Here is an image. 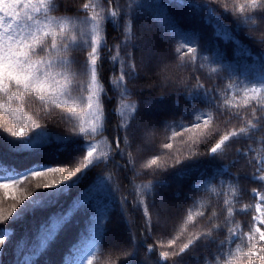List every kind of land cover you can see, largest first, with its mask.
Returning <instances> with one entry per match:
<instances>
[{
    "label": "trees",
    "instance_id": "1",
    "mask_svg": "<svg viewBox=\"0 0 264 264\" xmlns=\"http://www.w3.org/2000/svg\"><path fill=\"white\" fill-rule=\"evenodd\" d=\"M32 3L58 91L0 93V264H264V0Z\"/></svg>",
    "mask_w": 264,
    "mask_h": 264
},
{
    "label": "snow or ice",
    "instance_id": "2",
    "mask_svg": "<svg viewBox=\"0 0 264 264\" xmlns=\"http://www.w3.org/2000/svg\"><path fill=\"white\" fill-rule=\"evenodd\" d=\"M40 5L44 3V0H39ZM255 4L256 0H252ZM23 10V11H22ZM38 4L32 3V0H0V93L5 94L8 99H12L13 96H21V90L25 92H35L41 96L45 93H49V96L57 94L58 89L54 90L53 83L54 76L52 69L54 67L53 61L45 59L46 56V40L47 37H57L60 33L53 31L47 26H42L31 13H38L40 11ZM243 10V9H241ZM5 17H10L12 23H5ZM27 20L32 23H24L21 26L18 21ZM13 24L16 26L13 27ZM98 42V41H97ZM51 48L57 47L55 39L50 41ZM192 51H195L193 48ZM95 52V49H93ZM96 63L95 59L92 60V64ZM93 79H95V70L93 69ZM123 79V77H121ZM55 83H59L55 81ZM15 89V91H13ZM10 94V95H9ZM92 97H89L88 107L91 108ZM0 107H3L0 104ZM72 111H76L75 108ZM11 131V129H9ZM23 129L16 131L13 135L21 137L23 135ZM228 137L225 136L224 140ZM224 140L220 141L211 150L213 152L220 148V145L224 143ZM167 146V145H166ZM93 155L92 150L88 151V157ZM92 163L91 159H88L85 163V167ZM81 169L76 167L73 169L62 170L60 168H49L47 170L37 171L31 174V176L43 180V178L49 176L50 173H61L56 179L48 182H38L36 188H54L62 185L64 182L69 181L71 177L76 176ZM29 177H24L27 180ZM20 183V180L6 181L0 183V188L10 189L14 185ZM31 195V192L29 193ZM15 209V204H13ZM63 218H54L52 227L57 228L60 226ZM260 240L264 241V232L260 233ZM4 240L0 239V244H3ZM187 247V245L185 246ZM183 251V250H182ZM264 252V248L259 249ZM164 255L167 257L169 254L166 252ZM91 264V262H90Z\"/></svg>",
    "mask_w": 264,
    "mask_h": 264
},
{
    "label": "rangeland",
    "instance_id": "3",
    "mask_svg": "<svg viewBox=\"0 0 264 264\" xmlns=\"http://www.w3.org/2000/svg\"><path fill=\"white\" fill-rule=\"evenodd\" d=\"M151 112H152V115L153 114L155 115L158 112L157 107H153ZM261 167L264 168V160L261 163ZM257 197H258V204L256 208L257 216L255 217V224L261 233V232H264V205H263L264 199L259 194L257 195Z\"/></svg>",
    "mask_w": 264,
    "mask_h": 264
}]
</instances>
